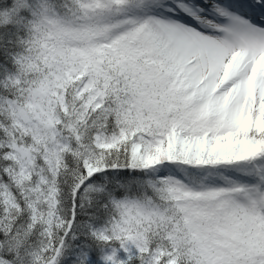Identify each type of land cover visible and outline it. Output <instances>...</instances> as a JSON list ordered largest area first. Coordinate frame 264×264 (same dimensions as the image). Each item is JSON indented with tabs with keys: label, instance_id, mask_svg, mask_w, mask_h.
<instances>
[{
	"label": "snow or ice",
	"instance_id": "1",
	"mask_svg": "<svg viewBox=\"0 0 264 264\" xmlns=\"http://www.w3.org/2000/svg\"><path fill=\"white\" fill-rule=\"evenodd\" d=\"M0 264H264V0H0Z\"/></svg>",
	"mask_w": 264,
	"mask_h": 264
}]
</instances>
